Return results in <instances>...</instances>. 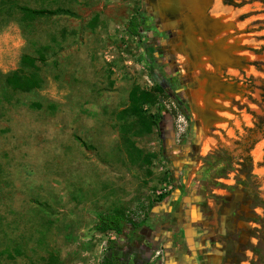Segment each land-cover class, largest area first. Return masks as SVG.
Returning <instances> with one entry per match:
<instances>
[{
	"label": "rangeland",
	"instance_id": "1",
	"mask_svg": "<svg viewBox=\"0 0 264 264\" xmlns=\"http://www.w3.org/2000/svg\"><path fill=\"white\" fill-rule=\"evenodd\" d=\"M194 4L201 24L188 11L167 24L145 0H0V264H101L116 240L93 230L96 215L138 224L164 201L179 218L202 205L208 226L222 224L221 264H264V0ZM153 12L169 32L158 55L154 38L126 29ZM23 55L44 59L26 92L5 82L32 72ZM162 64L184 104L162 95L142 111L173 116L165 148L157 127L119 119ZM203 96L212 105L192 108ZM179 141L190 146L180 156Z\"/></svg>",
	"mask_w": 264,
	"mask_h": 264
},
{
	"label": "flooded vegetation",
	"instance_id": "2",
	"mask_svg": "<svg viewBox=\"0 0 264 264\" xmlns=\"http://www.w3.org/2000/svg\"><path fill=\"white\" fill-rule=\"evenodd\" d=\"M148 8L153 11L151 7ZM154 14L153 12L140 17L139 32L142 40L144 35L154 38L152 41V44L155 43L154 47L149 42L147 44L152 53L158 51V55L162 40H157L159 36L160 39H164L169 32L166 30L157 32L159 21L156 16H153ZM147 22L148 26L145 25ZM153 60L149 59L148 62L154 63ZM165 65L162 64L156 68L157 71L160 70V74L157 72L156 76L157 84L163 87L166 96L179 104H184L177 77L166 73ZM157 129L165 148L166 139L172 141L173 116L163 110ZM174 147L176 149L173 154L180 156L185 152L184 147L190 146L188 141L186 143L179 141L177 144L174 143ZM170 161L174 163L178 162V159ZM182 211L183 217L179 218L167 204L166 209L155 213L153 218L147 217L138 224H124L121 232L115 233L117 243L112 244L113 246L107 250L105 256L114 264H221L222 224L219 223L218 230L208 226V214L202 205L195 209L190 207L189 215L186 213L185 206Z\"/></svg>",
	"mask_w": 264,
	"mask_h": 264
},
{
	"label": "trees",
	"instance_id": "3",
	"mask_svg": "<svg viewBox=\"0 0 264 264\" xmlns=\"http://www.w3.org/2000/svg\"><path fill=\"white\" fill-rule=\"evenodd\" d=\"M20 10L24 15L27 16H48L54 15L57 11L47 10V9H30L27 7H20ZM140 18H132L126 24L127 31L136 37H140ZM44 62L42 56L33 57L30 55H23L21 57V65L23 68H28L31 70V73H26L23 70H16L8 74L5 78L6 84L11 87V89L16 91H30L39 86L40 80L36 75V72L39 70V64ZM166 96L163 87L155 84L154 88L151 91H144L138 87H132L128 93V102L129 105L127 108L123 109L119 113V119L123 120L124 118H135L140 127L149 133L153 127H157L159 120L162 117V111L164 106L158 104L157 112L152 115H146L142 111V107L145 104L155 105L157 104V99L159 96ZM97 222L93 226L95 232H114L119 234L124 226L122 216L115 213H98L96 215ZM110 244H115V241L110 242ZM115 260V259H113ZM101 264H114L112 260H109L105 256ZM116 264V263H115Z\"/></svg>",
	"mask_w": 264,
	"mask_h": 264
},
{
	"label": "water",
	"instance_id": "4",
	"mask_svg": "<svg viewBox=\"0 0 264 264\" xmlns=\"http://www.w3.org/2000/svg\"><path fill=\"white\" fill-rule=\"evenodd\" d=\"M195 1L196 0H145L146 3H150L152 10L157 12L158 19L163 18L164 22L167 24L172 23V21L184 11L191 12L198 23L204 22L206 20L204 6L200 7V5H198L195 7ZM199 24L197 25L200 26ZM213 55L217 58L215 53H213ZM195 111L196 113H199L197 109H195ZM167 203V201H164L161 206L153 208L152 213L165 210Z\"/></svg>",
	"mask_w": 264,
	"mask_h": 264
},
{
	"label": "bare ground",
	"instance_id": "5",
	"mask_svg": "<svg viewBox=\"0 0 264 264\" xmlns=\"http://www.w3.org/2000/svg\"><path fill=\"white\" fill-rule=\"evenodd\" d=\"M217 7V6H216ZM215 8V7H214ZM214 11V13L216 12V8L213 10ZM191 102V101H190ZM192 103V102H191ZM199 103V102H198ZM197 102H194V103H192V108L193 107H195V106H199V107H203V108H206V107H210L211 105H212V103H211V101H210V99H208L207 97L205 98L204 96H203V101H202V104L201 105H199Z\"/></svg>",
	"mask_w": 264,
	"mask_h": 264
},
{
	"label": "crops",
	"instance_id": "6",
	"mask_svg": "<svg viewBox=\"0 0 264 264\" xmlns=\"http://www.w3.org/2000/svg\"><path fill=\"white\" fill-rule=\"evenodd\" d=\"M114 240H115V237H114ZM115 242L117 243V240Z\"/></svg>",
	"mask_w": 264,
	"mask_h": 264
}]
</instances>
